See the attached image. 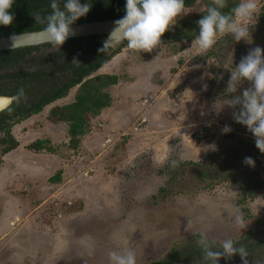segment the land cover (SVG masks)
Masks as SVG:
<instances>
[{
	"label": "rangeland",
	"instance_id": "rangeland-1",
	"mask_svg": "<svg viewBox=\"0 0 264 264\" xmlns=\"http://www.w3.org/2000/svg\"><path fill=\"white\" fill-rule=\"evenodd\" d=\"M257 3L249 41L226 35L202 56L190 48L192 41L167 42L151 52L122 49L97 71L115 74L119 82L108 89L111 106L89 120L78 146L69 145L65 122L15 128L21 157L8 156L0 165V264H108L110 251L128 249L137 264H152L201 230L217 239L264 240L259 195L242 201L240 185L227 181L203 188L193 179V191L178 189L189 178L187 168L208 164L210 170L226 136L235 133L236 139L247 130L224 103L250 82L227 96L225 90L241 58L257 46L264 50V0ZM202 10L198 0L176 22ZM225 125L230 132L222 133ZM38 139L51 149L27 148ZM260 174L264 179V167ZM237 211L247 222L241 231L233 221ZM188 221L196 235L185 231ZM247 241L245 259H263L264 245ZM238 258L234 263L242 264Z\"/></svg>",
	"mask_w": 264,
	"mask_h": 264
},
{
	"label": "clouds",
	"instance_id": "clouds-1",
	"mask_svg": "<svg viewBox=\"0 0 264 264\" xmlns=\"http://www.w3.org/2000/svg\"><path fill=\"white\" fill-rule=\"evenodd\" d=\"M15 0H0V25L8 26L14 20L10 11ZM50 0L51 12L41 18L35 14V21L44 24L43 32L53 47H60L69 36L72 25L78 18L86 15L90 4L81 0ZM228 6V0H210L204 15L197 21L198 35L192 40L190 48L197 54L208 52L224 36H231L233 41L242 39L249 41V22L258 10L257 0H239L229 12L223 10ZM185 0H126L125 15L115 22L113 32H119L121 39L126 41L130 51L151 52L161 43L162 34L176 23L178 16L186 13ZM112 32V33H113ZM111 33V34H112ZM108 42L105 43V45ZM104 45V46H105ZM260 47L251 49L243 56L240 62L230 72L225 95L237 92L238 87L245 81L250 87L242 90L239 95L227 99L224 104L233 108V118L236 122L246 126L255 140V146L264 153V56ZM20 89L15 99L23 97ZM239 106L238 110H235ZM222 133H228L231 128L225 125ZM244 163L254 166L251 157H245ZM176 166L177 161H170ZM234 225L238 230L246 227L247 222L238 211L233 217ZM192 222L188 221L185 231L192 235ZM197 244L203 252V260L207 264H218L223 256L230 259L239 254L242 264H248L245 257L248 252L243 246H236L232 238L217 239L209 235L206 230L198 234ZM222 249V251H217ZM91 254V253H90ZM108 264H137L136 254L128 249L122 252L110 251Z\"/></svg>",
	"mask_w": 264,
	"mask_h": 264
},
{
	"label": "trees",
	"instance_id": "trees-1",
	"mask_svg": "<svg viewBox=\"0 0 264 264\" xmlns=\"http://www.w3.org/2000/svg\"><path fill=\"white\" fill-rule=\"evenodd\" d=\"M198 0H185V6L190 7ZM204 6V10L196 18H179L172 28H168L161 36V43L172 39L184 44L192 41L198 35L197 21L204 15L205 9L209 6L210 0H200ZM94 2L97 7L90 8L88 13L78 18L73 24L83 23L87 21L107 20L122 18L125 15L124 5L126 0H81V3ZM239 0H228V6L223 10L229 12ZM60 6L62 7V0ZM10 11L14 15L13 22L8 26L0 25V37L10 36L23 32H31L42 30L44 24L35 21V14L41 18L47 16L51 12L50 0H15ZM260 22H264V6L259 16ZM225 40L221 41L224 42ZM229 43L231 40H227ZM228 42H226L228 44ZM219 43V42H218ZM102 45V44H101ZM264 49V48H263ZM102 47L97 44L96 52H100ZM114 52L105 55L99 62L95 63L91 69H97L104 63L113 58ZM235 55L239 57L242 53L238 50ZM83 77H79L77 81L71 85L79 83ZM118 82V76L111 74H100L89 78L82 82L78 90L77 100L69 108L65 109L66 120L70 122L69 133L72 136V143L75 147L78 143V137L88 131L89 124L86 123L83 114L87 111H92L94 115H98L103 108H106L111 103L109 94L104 91V88L114 85ZM238 110V108L236 109ZM244 125L242 126L243 129ZM244 131V130H243ZM247 130L242 132L235 139V133H229L226 136V142L222 146L223 150L217 153L218 158L211 160V169L209 166L201 167V164H195L194 171L188 172V168L184 174H188L184 181H179L178 189L184 193L193 191L192 181L195 179L198 187L210 188L213 184L219 182H234L238 183L241 188V198L243 201L247 197L260 196L264 199V179L261 177V167H264V153H261L255 146L253 136H247ZM238 132H241L238 129ZM246 135V136H245ZM46 142L44 140L37 141L30 146L42 147ZM17 143H12L7 146L4 151H9L14 148ZM245 157H251L254 161V166H249L244 163ZM184 164L182 163L181 166ZM58 178V177H57ZM261 234V233H259ZM196 239H191L187 243H181L179 247L174 246L171 252L165 254L159 260L152 264H207L203 260V252L197 244ZM244 241H234L236 246L247 247V240L257 246L258 243L264 245L263 236L257 235V241L250 236H242ZM245 237V238H244ZM246 239V240H245ZM263 240V241H262ZM242 241V242H241ZM242 243L247 244L246 246ZM222 251V249H217ZM240 256L234 254L230 259L221 257L218 264H240L236 262ZM238 258V259H235Z\"/></svg>",
	"mask_w": 264,
	"mask_h": 264
},
{
	"label": "flooded vegetation",
	"instance_id": "flooded-vegetation-1",
	"mask_svg": "<svg viewBox=\"0 0 264 264\" xmlns=\"http://www.w3.org/2000/svg\"><path fill=\"white\" fill-rule=\"evenodd\" d=\"M100 40H102L100 35H90L65 39L59 48H54L52 44L45 43L42 45L0 51V97L11 99V102L7 106L0 108V165L5 161L9 162L7 160L8 156L10 158L20 156L16 149L20 145V141L15 134V128L17 126L41 124L44 122H49V124L64 122L68 123V125L70 124L66 120L64 112L65 109L76 102L78 90L82 82L100 74H110L106 72L97 73V71H102L103 66L111 61V59L97 69H91L93 65L104 58L105 55L114 52L113 57H115L122 49L126 48V41L117 50H111L110 47L103 46ZM167 42H173V40L169 39L162 44ZM97 44L102 47L100 52L95 51ZM79 77H83V80L71 85ZM111 86L104 88V91L111 98L109 106H111L113 99L108 91ZM20 89H23L24 95L17 100L15 97L18 95ZM47 110L48 112H46ZM96 116L92 111H87L83 114L89 126V120ZM85 134L78 137L76 146L81 143V136L83 137ZM68 135L69 145L74 147L69 129ZM40 140L42 139L29 143L27 148L36 152L42 149L44 150V148L51 149L48 146L45 147L46 140H44L46 142L44 146L30 148L29 145L36 144ZM10 141L11 144L16 142L17 145L9 151H4L10 145ZM52 150L54 151V149ZM57 174H55L54 180H60V176H57ZM249 255L250 257L247 259L248 264L264 263V258H258L257 254Z\"/></svg>",
	"mask_w": 264,
	"mask_h": 264
},
{
	"label": "water",
	"instance_id": "water-1",
	"mask_svg": "<svg viewBox=\"0 0 264 264\" xmlns=\"http://www.w3.org/2000/svg\"><path fill=\"white\" fill-rule=\"evenodd\" d=\"M87 3L90 4V8L98 6V4L94 2ZM117 20L119 19L72 24L70 25L72 31L66 39L90 35H100L102 37L100 42L103 44V46L106 42H108L105 46L110 47L111 50H117L125 43V41L121 39V34L118 31L113 32L114 28L116 27L115 22ZM45 43H49V41L46 34L43 32V29L31 32H23L0 37V51L42 45ZM10 102V98L0 97V108L7 106Z\"/></svg>",
	"mask_w": 264,
	"mask_h": 264
}]
</instances>
